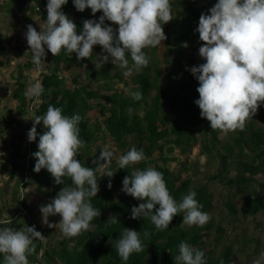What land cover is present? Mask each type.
<instances>
[{
    "label": "clouds",
    "instance_id": "9594fccd",
    "mask_svg": "<svg viewBox=\"0 0 264 264\" xmlns=\"http://www.w3.org/2000/svg\"><path fill=\"white\" fill-rule=\"evenodd\" d=\"M67 3L68 0H47L44 7L47 9L46 20L39 18L38 11L36 17L45 22L44 27L27 25V44H24L27 61L24 63H30V72L35 74L34 83L31 82L25 93L29 112L33 97L39 96L37 107L41 101L45 70L39 72L34 65H43L45 50L54 57L66 50L69 54L75 53L79 61L90 58L93 46L100 45L107 55L97 56L99 65L103 66L111 58V63L124 69L123 75L128 77L133 70L140 71L148 66L149 57L143 49L161 45L167 39L162 25L173 19L170 0H73L77 11L90 8L93 15L103 13L98 22L84 20L82 31L77 34V25L61 11ZM208 11L210 14H201L195 30L203 42L199 56L205 62L193 66L190 71L199 82L196 89L199 99L195 104L200 109L201 118L210 122L213 131L219 130L226 135L237 129L242 131L247 120L256 114L260 103H264V0H218ZM105 20L118 25V30L106 25ZM183 46L187 47V43ZM126 54L131 56L132 67H129ZM125 91L134 100L142 99L139 91ZM33 113L28 115L31 119L28 128L33 126L27 133L28 143L26 141L22 151V155L25 154L22 162L25 163L30 154V158L34 156L36 159L35 172L47 169L57 185H65L64 177L70 178L72 185L64 186L49 203L40 206L43 224L58 228L67 238L93 230L91 222L101 214L90 202V198L99 192L96 173L108 169L114 153L101 151L93 161L97 167H84L76 158L85 144L79 138L81 116H65L60 107L52 105L44 115L33 118ZM41 122L46 131L39 135L38 151L32 153L30 143L36 141V126ZM145 159L143 149L132 147L118 157L119 168L125 169ZM104 175L112 177L114 173L108 170ZM122 184L123 192L145 201L132 207L130 218H149L157 231L169 228L179 213H183L182 223L189 227H203L211 219L207 212L200 210L202 205L195 199V191H190L177 203L167 189L163 174L153 167L132 171L130 176L124 177ZM111 187L109 182L108 188ZM57 214L60 221L49 223V216ZM108 222L117 223L118 219L110 216ZM149 236L150 233L145 231L144 237ZM35 239H44L35 226L0 229V254H3L4 264H29L28 256L36 251ZM115 248L119 257L127 262L132 253L144 250L140 233L124 228ZM204 256L203 251L182 241L175 264H205ZM253 264H264V252Z\"/></svg>",
    "mask_w": 264,
    "mask_h": 264
},
{
    "label": "trees",
    "instance_id": "16d2710c",
    "mask_svg": "<svg viewBox=\"0 0 264 264\" xmlns=\"http://www.w3.org/2000/svg\"><path fill=\"white\" fill-rule=\"evenodd\" d=\"M179 1V0H178ZM178 1L173 3L179 4ZM218 0H216V3ZM17 10L23 11L26 7L29 15H25L27 25L31 24L34 28L38 26L41 20H46L47 0H34L30 4V0H16ZM172 6V2L170 1ZM188 9V7H184ZM10 13V9L8 10ZM37 11L41 15V20L35 18ZM61 11L65 13L76 25L77 34L82 31L84 20L99 21L102 12L92 14L90 8H86L83 12L77 11L74 7L73 0H68L66 5H63ZM193 16L194 25L188 27L185 31H181L175 35L176 42L173 49L178 55L175 57L173 64L178 66L181 64V52L184 50V43H189L190 40L196 38V28L198 27V18L201 14L196 8L188 11ZM34 16V17H33ZM105 24L117 28L118 25L105 20ZM27 28V27H26ZM164 33L167 37L168 44L169 32L164 28ZM9 44L3 45L0 41V52L7 49ZM195 46V44H191ZM48 51V50H47ZM146 55L151 58L152 64L142 68L135 75L137 87H134L132 92L139 91L142 93V99L134 100L129 94L115 90L109 95H105L108 103L98 102L104 113L107 114L102 120L105 128L101 129L98 124H90V109L93 105L90 99L100 97L101 95L89 88L94 80L99 78L110 79V70L108 66H103L101 70L93 66V61L96 55H105L102 46H93V54L90 58L77 60L76 54H69L66 50H62L59 55L53 56L50 52L44 61L45 74L42 80L43 92L41 101L34 113L28 111V101L26 98L27 80L23 74V70L30 67V63H25L16 77V87L12 93V99L18 102L19 112L23 114L21 120L6 121L7 130L15 129L18 126L23 127V135L27 137L29 131L28 115L33 113V118L36 115H44L49 105L60 107L62 114L68 117L74 114L81 116V121L78 124L79 138L85 142L84 147L80 148L77 154V159L84 167L95 168L93 164L102 151L101 144L105 141H99V133L104 134L102 138L109 137L115 141L117 148L120 150V155L125 154L130 148L135 147L137 150L143 149L146 159L135 164L129 165L125 169L119 168L117 161L111 160L108 169H101L96 173L98 179L99 192L96 197L90 198L92 206L100 210V216L94 218L91 222L93 230L84 231L80 235L72 238L65 236L57 237L54 242L51 241L50 228L44 229V239H35L33 243L36 245V251L28 256L29 264H175V257L179 254V244L183 241L190 246L201 250L205 253V264H233L232 263V248L225 246L222 250L216 253L215 249L205 251V237L210 236L211 228L213 227L212 219L203 227L185 225L182 223L183 213L175 216L169 225V228L157 231L155 225L151 223L149 218L131 219V209L133 206H138L145 201L137 200L121 189L122 181L125 176H130L134 170H145L148 167H153L163 174V179L166 183L172 197L179 203L182 198L190 191L196 192L195 199L202 208V212H207L213 207L212 193L209 191L208 185L196 184L194 177H183L184 173L189 168L188 158L185 157L179 164L180 169L171 168L169 162L177 161L179 158L173 155L176 148L181 150V154H189L198 138L202 139L203 152L210 158L214 155L216 141L221 133L219 130L213 131L210 127V122L205 118H201L200 109L195 101L199 99L197 88L198 80L191 73L190 69L193 66H199L202 63L190 61L187 69V76L175 83L162 81L161 73L154 65H158L161 61L157 56L148 55V52L143 50ZM127 58L130 54H126ZM166 63L168 64V60ZM62 62L70 66V64H78L80 70L86 72L89 77L85 85L74 88L73 90L66 85V77L62 74ZM85 65V67H83ZM118 68V67H117ZM153 70V73H151ZM77 74H80L79 72ZM152 74V75H151ZM26 75V74H25ZM113 78H118V81L124 82L127 86L128 82L124 80L122 75L114 74ZM27 76V75H26ZM79 76V75H78ZM77 76V77H78ZM74 79V78H73ZM112 79V78H111ZM77 78H75V82ZM113 81V80H112ZM154 90L155 93L151 94ZM150 97V99H149ZM142 103H147L144 109V114L140 115L138 110ZM37 127V139L30 143L33 146L34 152L38 151L39 135H42L46 129L41 122ZM200 135V136H199ZM22 135H19V137ZM28 139V137H27ZM35 142V143H34ZM13 144H19L16 140ZM28 143V141H27ZM97 143V145H96ZM35 144V145H34ZM19 146V145H18ZM225 151L221 155L222 163L219 167L218 175L208 177L219 178L220 181L232 186L238 185V191L246 195L253 184H258L260 189H252L251 197L247 198L242 205V214L247 216H255L259 212H264V184L260 183L255 176L264 173V130L255 128L254 116L247 120L244 129L236 130L235 136L226 140L221 145ZM167 147V151H166ZM25 155V154H24ZM24 155H21L23 157ZM16 155L10 157L8 161L11 163L9 173L11 177L16 171H25V163L16 159ZM214 157V156H213ZM36 159L33 156L29 160V172L33 182H36L35 189H42L45 195V203H49L64 186H72L71 180L64 177L65 185H57L54 178L47 171L41 169L39 173L35 172L34 166ZM229 163L234 164L235 174L230 176L231 168ZM111 170L114 175L108 177L106 171ZM111 182L112 187L109 189L108 184ZM18 185V182H17ZM250 187V188H249ZM16 206L12 213L13 219H0V229L4 227L18 230L22 227L35 226L36 231L40 233L41 228L35 218L29 216L30 210L25 200L19 197L18 187L14 189ZM17 200L21 201L26 206L25 212H20L17 206ZM227 207L232 214H236L237 209L232 201L226 202ZM159 206L157 205L156 208ZM155 211V209H153ZM29 212V213H28ZM1 216V215H0ZM115 216L118 219L117 223H109V217ZM59 214L53 216L52 223L60 221ZM11 220V221H10ZM20 220V221H19ZM14 221V222H13ZM124 228L136 230L140 233V239L144 250L140 253H132L127 262H124L118 255L115 244L116 240L123 233ZM150 233L148 238L144 237V232ZM219 233L223 232V228L219 227ZM46 239V240H45ZM49 239V240H47ZM219 240V237L217 238ZM0 264H4L3 254H0Z\"/></svg>",
    "mask_w": 264,
    "mask_h": 264
},
{
    "label": "rangeland",
    "instance_id": "374dc122",
    "mask_svg": "<svg viewBox=\"0 0 264 264\" xmlns=\"http://www.w3.org/2000/svg\"><path fill=\"white\" fill-rule=\"evenodd\" d=\"M15 1L16 0H0V41H2L4 45L9 44L7 49L0 52V219L9 220L14 218L11 216L15 210L14 206H16L14 189L18 187L17 192L19 191V197L25 194V202L28 204V209L30 210L29 216L37 220L38 226L42 231L41 234H43L44 229L49 228L47 225L43 224L42 214L40 212V206L46 205L44 199L45 195L42 192L43 188L40 190L35 189L36 182H33L32 178L27 176L26 170L16 171L12 177L9 173L11 163L8 159L13 157L14 154L16 155V159L22 162L23 157L20 158V156L27 145V137H19V135L24 132L23 127L25 124H23L22 128L21 126H18L11 130H7L5 126L6 121L21 120L23 117L22 112H19L18 102L13 100L11 96L16 87V77L21 69V66L19 65L25 64L24 62L27 61L25 60L26 51L24 47V44H27L25 39L27 20L25 15H29V11L26 7L23 8V11H18ZM170 1L172 2L171 14L173 19L167 24L162 25V27L169 32L168 38L169 40L172 39L171 43L168 44L166 39L162 41L161 45L155 48L148 47L143 49L148 52V55L153 54V56H157L158 60L161 61L160 64L154 65V68H158V71L161 73L162 81L165 82V85L168 83H175L187 76L189 60L199 63L204 61L199 56V48L203 42L199 40V33L195 31L196 38L190 40V44L187 43V47H185L181 52V64L175 66V64L171 62L174 61L175 57L178 55V53L173 50L176 42L178 43V40L175 39V35L188 29L189 25H194L192 21L193 16L188 12L190 9L196 8L201 12V14H210L208 10L216 3V0ZM174 1H178L179 4L173 3ZM33 3L34 0H30V4ZM184 7H188V9ZM9 9L11 10L10 13L8 11ZM201 14L199 15V18ZM34 16L36 18L38 14H35ZM39 18H41V16H39ZM39 23V28H43L45 22L39 21ZM36 30L38 32L40 31V29ZM191 44H195V46L192 47ZM44 47L45 49L47 48L46 45ZM26 49H29V46H26ZM105 55H107V53ZM97 56L99 55H96V59L93 61V66L98 70H101L103 66H108L110 70V79L98 77L92 82V84H89L90 89L101 95L100 97L90 99V103L93 105V108L90 109L89 116L91 118L90 124H98L101 129H103L105 128V125L102 120L107 114L104 113L103 109H101L100 105H98V102L101 101L103 103H108L105 95H109L115 90L123 91L125 93H127L125 91L126 89H130L132 91L134 87L137 86V83L135 82V75L138 71L133 70L131 76L125 77L123 75L125 70L113 65L111 63V58H109V62L100 66ZM150 59L151 58H149L148 65L152 64ZM165 59L168 60V64ZM128 60L129 67H132L133 62L131 60V56H128ZM61 67L62 74L66 77L65 82L68 88L73 90L74 88L85 85L88 82L89 77L86 72H83V69L80 70L78 64H70V66H67V64L62 62ZM83 67H85V65ZM26 68L23 70V74L27 80L28 88L31 82L34 83L33 80H35V74L30 72V68ZM78 72L80 74H77ZM115 73L123 76L124 80L128 82L127 86L123 81H118V78H113ZM151 73H153V70ZM25 74H27V76ZM75 78H77L76 82ZM153 93H155L154 90L151 91V94ZM146 104L147 103H142L141 108H139L138 112L140 115L144 114L143 108ZM30 121L31 119L28 118L26 123H29ZM254 122L255 128L264 130V103H260V106L254 115ZM103 134L104 133L102 131L99 133V141L102 140L105 142L97 143L101 144L102 151H112L114 153L112 160L118 162L120 150L117 148L116 142L110 140L109 137L106 139L102 138ZM235 134L236 131L229 132L226 135L220 133L218 136L219 139L216 141L214 155L210 158H208V156L203 152L201 138H198V141L194 144L190 152H188L189 154H187V156L184 153L181 154V150L176 148V150L173 151V155H176L179 160L171 161L169 162V165L171 168L179 170V163L187 157L190 169L186 173L183 172V177L191 175L194 177L193 179L195 181V185H208L209 191L212 193L213 207L209 211V215L211 216L213 227L210 230V236L205 237V251L215 249L216 253H218L219 250H222L225 246H231V259L233 264H253V261L259 258L260 253L264 252V212H259L255 216L245 217L242 214V205L247 198L252 196L250 191L255 187L259 190L260 186L258 184H253V188L249 187V192H246L245 195L237 190V184L230 186L227 183L220 181L219 178H208L218 175L220 171L219 167L222 163L221 155L225 151V149L221 146L222 142L224 143L226 140L231 139L235 136ZM13 138L19 142V144H13ZM30 150L33 153L34 148H30ZM233 165L234 164L231 163L228 165V167L232 169L229 173L230 176L235 174ZM255 178L260 183L264 184V173L257 174ZM229 200L235 205L237 209L236 214H232L230 209L227 207L226 202ZM52 218L53 216H49V223H52ZM58 222L59 221L55 223ZM219 227L223 228L222 233L218 232ZM50 230L52 234L50 239L52 242H54L57 237L60 238L63 236L58 228H50ZM218 237L219 240H217Z\"/></svg>",
    "mask_w": 264,
    "mask_h": 264
},
{
    "label": "built area",
    "instance_id": "2783aa9c",
    "mask_svg": "<svg viewBox=\"0 0 264 264\" xmlns=\"http://www.w3.org/2000/svg\"><path fill=\"white\" fill-rule=\"evenodd\" d=\"M45 52H46V57H48V55H49V53H48V51L47 50H45ZM35 66V69L37 70V71H39V72H41V71H43V68H44V63H43V65L42 66H40V67H37L36 65H34ZM38 99H39V96L38 97H33V100L31 101V103L29 104V110L31 111V112H34L35 111V109H36V107H37V103H38ZM32 126L33 125H30L29 126V130L32 128ZM29 159H30V154H28V156H27V166H26V174H27V176H29V177H31V175H30V172H29ZM20 199L21 200H25V194H23L22 196H20ZM17 206H18V209H19V211L20 212H25V211H27L26 210V208H25V206L23 205V203L21 202V201H18L17 202Z\"/></svg>",
    "mask_w": 264,
    "mask_h": 264
},
{
    "label": "crops",
    "instance_id": "0c3cea01",
    "mask_svg": "<svg viewBox=\"0 0 264 264\" xmlns=\"http://www.w3.org/2000/svg\"><path fill=\"white\" fill-rule=\"evenodd\" d=\"M114 30H118L117 28H115Z\"/></svg>",
    "mask_w": 264,
    "mask_h": 264
}]
</instances>
